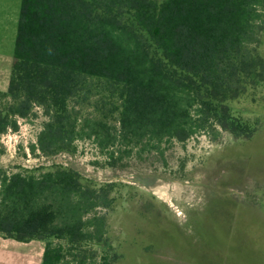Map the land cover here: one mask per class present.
Instances as JSON below:
<instances>
[{
  "label": "trees",
  "instance_id": "1",
  "mask_svg": "<svg viewBox=\"0 0 264 264\" xmlns=\"http://www.w3.org/2000/svg\"><path fill=\"white\" fill-rule=\"evenodd\" d=\"M263 41L264 0H22L0 136L39 109L34 154L90 140L111 167L203 134L249 140L262 119L228 103L264 83ZM118 187L72 167H0V235L46 241L43 264H125L104 213Z\"/></svg>",
  "mask_w": 264,
  "mask_h": 264
},
{
  "label": "rangeland",
  "instance_id": "2",
  "mask_svg": "<svg viewBox=\"0 0 264 264\" xmlns=\"http://www.w3.org/2000/svg\"><path fill=\"white\" fill-rule=\"evenodd\" d=\"M21 5L0 0V61L9 72ZM228 105L238 117L262 119L251 139L223 132L214 141L203 134L175 143L164 159L155 153L131 156L117 167L107 165L90 140L79 142L76 154H34L31 145L46 122L36 109L17 132L0 136V167L60 165L99 183H119L116 203L104 213L109 245L127 254L125 264H264V83ZM95 249L101 255L104 247Z\"/></svg>",
  "mask_w": 264,
  "mask_h": 264
},
{
  "label": "crops",
  "instance_id": "3",
  "mask_svg": "<svg viewBox=\"0 0 264 264\" xmlns=\"http://www.w3.org/2000/svg\"><path fill=\"white\" fill-rule=\"evenodd\" d=\"M11 71L0 61V91L9 87ZM46 241L19 242L0 235V264H43Z\"/></svg>",
  "mask_w": 264,
  "mask_h": 264
}]
</instances>
